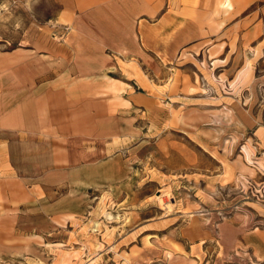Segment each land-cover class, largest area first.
I'll return each instance as SVG.
<instances>
[{
	"label": "crops",
	"instance_id": "0c3cea01",
	"mask_svg": "<svg viewBox=\"0 0 264 264\" xmlns=\"http://www.w3.org/2000/svg\"><path fill=\"white\" fill-rule=\"evenodd\" d=\"M54 1L66 45L0 53V261L15 262L20 246L44 247L63 218L82 215L99 189L130 175L144 110L142 93L111 76L118 60L156 80L177 76V88L160 92L176 100L174 111L189 113V69L200 56L216 75L219 91L206 83L215 98L264 88V0ZM243 240L264 261V230Z\"/></svg>",
	"mask_w": 264,
	"mask_h": 264
},
{
	"label": "rangeland",
	"instance_id": "374dc122",
	"mask_svg": "<svg viewBox=\"0 0 264 264\" xmlns=\"http://www.w3.org/2000/svg\"><path fill=\"white\" fill-rule=\"evenodd\" d=\"M60 8L54 0H0V53L66 45ZM193 61L186 113L160 99L161 90L177 88V76L156 80L135 61L118 60L111 76L142 93L144 110L129 179L99 189L44 247L20 246L15 262L0 264H264L243 240L264 230V88L246 84L215 98L206 86L219 91L214 71L201 66L202 56ZM104 78L106 92L112 81Z\"/></svg>",
	"mask_w": 264,
	"mask_h": 264
}]
</instances>
